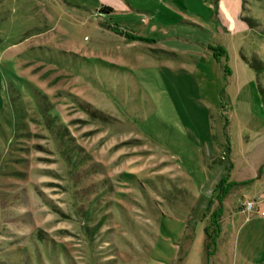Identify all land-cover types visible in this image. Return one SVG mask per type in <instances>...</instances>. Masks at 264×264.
<instances>
[{
    "label": "rangeland",
    "instance_id": "1",
    "mask_svg": "<svg viewBox=\"0 0 264 264\" xmlns=\"http://www.w3.org/2000/svg\"><path fill=\"white\" fill-rule=\"evenodd\" d=\"M244 57L264 61V0H0V264H215L227 173V264L262 262L239 210L264 212V70Z\"/></svg>",
    "mask_w": 264,
    "mask_h": 264
},
{
    "label": "trees",
    "instance_id": "2",
    "mask_svg": "<svg viewBox=\"0 0 264 264\" xmlns=\"http://www.w3.org/2000/svg\"><path fill=\"white\" fill-rule=\"evenodd\" d=\"M112 10L113 9L111 6L102 4L99 9V12L109 13L112 12ZM242 18L246 21L247 25L250 28L253 26V20L251 18L249 17H242ZM108 27L109 29L113 30L115 33L125 36L128 39L150 41V42L153 41L152 39L141 37L133 31H128L125 28H121L117 24H114L113 26L108 25ZM224 56L226 57V55ZM244 58L247 64L256 72V76L258 79L259 74L264 70V61H261L257 58H252V59H248L246 57ZM224 67H225V72L229 74V70L226 64ZM258 86L260 89V93L264 98V88L260 85L259 79H258ZM235 185H237V183L235 181H232L230 179V174L227 173L220 178L219 183L214 189V193L217 195L218 206L210 213L208 223L206 224L204 229L203 246H204V252L206 258L208 259L215 253L217 249V243H218L217 240L222 230V224H221V216L223 214L222 202Z\"/></svg>",
    "mask_w": 264,
    "mask_h": 264
},
{
    "label": "crops",
    "instance_id": "3",
    "mask_svg": "<svg viewBox=\"0 0 264 264\" xmlns=\"http://www.w3.org/2000/svg\"><path fill=\"white\" fill-rule=\"evenodd\" d=\"M109 6H111V5H109ZM112 9H113V7H112ZM260 209H261V205L260 206L258 205L256 210L247 211L244 209H240L239 212L247 214L245 216V222L247 221L246 223H250L251 221H254V220H259L261 222L262 226L264 227V215L259 213ZM252 213H255V214H252ZM232 216H233L232 217L233 222H236L237 218H239V215L236 213H233ZM240 235H241V232H239L238 234L237 233L234 234L232 232H230V233L227 232V230L224 229V227L222 225V230H221V233H220L218 240H217V242L222 241V244L220 243V245H219V243H217V249H216L215 253L209 258V260L213 261V263H215V264H227L228 263L227 258L229 257L228 255H230L232 252L236 253V255H237V253H241V251L239 250V236ZM235 264H264V260L262 262H258L254 259H245L244 255L241 254L237 258Z\"/></svg>",
    "mask_w": 264,
    "mask_h": 264
},
{
    "label": "built area",
    "instance_id": "4",
    "mask_svg": "<svg viewBox=\"0 0 264 264\" xmlns=\"http://www.w3.org/2000/svg\"><path fill=\"white\" fill-rule=\"evenodd\" d=\"M263 201V198H254L252 200H248L247 202H241V206L244 210L247 211H253L256 209L257 204L261 203ZM262 215H264V212H261Z\"/></svg>",
    "mask_w": 264,
    "mask_h": 264
}]
</instances>
